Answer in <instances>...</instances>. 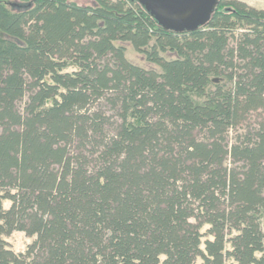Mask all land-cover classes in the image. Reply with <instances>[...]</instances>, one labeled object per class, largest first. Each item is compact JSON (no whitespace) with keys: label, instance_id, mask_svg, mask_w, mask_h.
I'll return each mask as SVG.
<instances>
[{"label":"trees","instance_id":"16d2710c","mask_svg":"<svg viewBox=\"0 0 264 264\" xmlns=\"http://www.w3.org/2000/svg\"><path fill=\"white\" fill-rule=\"evenodd\" d=\"M198 262L264 264V10L0 0V264Z\"/></svg>","mask_w":264,"mask_h":264},{"label":"water","instance_id":"95a60500","mask_svg":"<svg viewBox=\"0 0 264 264\" xmlns=\"http://www.w3.org/2000/svg\"><path fill=\"white\" fill-rule=\"evenodd\" d=\"M137 2L167 31L195 32L205 27L220 0H130Z\"/></svg>","mask_w":264,"mask_h":264},{"label":"rangeland","instance_id":"374dc122","mask_svg":"<svg viewBox=\"0 0 264 264\" xmlns=\"http://www.w3.org/2000/svg\"><path fill=\"white\" fill-rule=\"evenodd\" d=\"M245 1L247 4H249L252 7H255L257 9H263L264 10V0H241ZM81 3L84 2H89V0H80ZM122 45L123 47L126 48V57L127 59L132 62L133 64L144 68L146 70H155V71H160V69L154 65L150 64L147 62L146 58L135 52V50L132 48V46L129 43H124V44H118ZM168 59H174V55H165ZM7 241L10 243L11 247L17 251L21 252L24 251L29 243L33 241V238H28L25 234L23 233H14L10 237H7ZM199 264V262H198Z\"/></svg>","mask_w":264,"mask_h":264}]
</instances>
